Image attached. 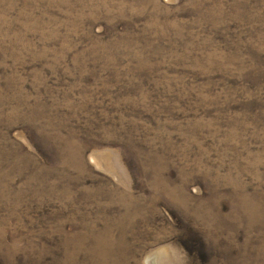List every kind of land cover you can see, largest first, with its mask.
Masks as SVG:
<instances>
[{
  "label": "rangeland",
  "instance_id": "374dc122",
  "mask_svg": "<svg viewBox=\"0 0 264 264\" xmlns=\"http://www.w3.org/2000/svg\"><path fill=\"white\" fill-rule=\"evenodd\" d=\"M0 264H264V0H0Z\"/></svg>",
  "mask_w": 264,
  "mask_h": 264
}]
</instances>
